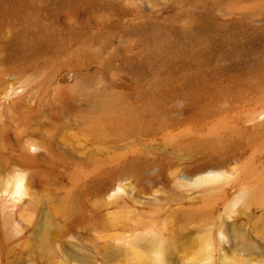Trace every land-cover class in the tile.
<instances>
[{
	"label": "rangeland",
	"instance_id": "1",
	"mask_svg": "<svg viewBox=\"0 0 264 264\" xmlns=\"http://www.w3.org/2000/svg\"><path fill=\"white\" fill-rule=\"evenodd\" d=\"M0 264H264V0H0Z\"/></svg>",
	"mask_w": 264,
	"mask_h": 264
},
{
	"label": "bare ground",
	"instance_id": "2",
	"mask_svg": "<svg viewBox=\"0 0 264 264\" xmlns=\"http://www.w3.org/2000/svg\"><path fill=\"white\" fill-rule=\"evenodd\" d=\"M216 178H217V175L214 171H205L199 174L197 179L194 180V183L203 184V183L215 180ZM17 182H18L17 183L18 184L17 194H21V195L25 194V187L23 186V179L20 178L18 179ZM168 250H169V243L166 242L162 245V247L158 251L159 259L165 261L167 258Z\"/></svg>",
	"mask_w": 264,
	"mask_h": 264
}]
</instances>
